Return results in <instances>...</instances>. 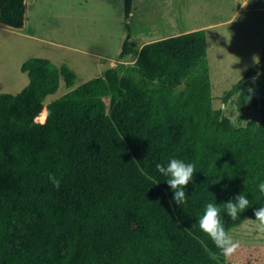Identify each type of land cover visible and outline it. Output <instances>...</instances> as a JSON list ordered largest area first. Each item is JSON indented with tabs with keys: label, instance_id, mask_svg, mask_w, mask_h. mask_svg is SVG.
Masks as SVG:
<instances>
[{
	"label": "trees",
	"instance_id": "1",
	"mask_svg": "<svg viewBox=\"0 0 264 264\" xmlns=\"http://www.w3.org/2000/svg\"><path fill=\"white\" fill-rule=\"evenodd\" d=\"M124 1L130 20L134 0ZM27 13V0H0L7 28L24 29ZM127 29L121 59L132 49ZM207 48L204 30L152 41L136 60L140 80L109 69L44 111L62 77L72 87L75 74L39 59L23 65L26 90L0 93V264L225 263L197 220L208 203L219 206L241 192L250 203L239 219L221 206L227 232L264 206L257 187L264 182V108L260 122L236 125L214 109L208 75L175 94ZM254 75L251 68L225 102L241 92L239 108H251L241 89ZM171 158L195 165L180 206L155 167Z\"/></svg>",
	"mask_w": 264,
	"mask_h": 264
},
{
	"label": "rangeland",
	"instance_id": "2",
	"mask_svg": "<svg viewBox=\"0 0 264 264\" xmlns=\"http://www.w3.org/2000/svg\"><path fill=\"white\" fill-rule=\"evenodd\" d=\"M27 1L24 29L13 30L0 23V93L19 96L26 90L30 77L22 67L31 59L57 67L68 65L75 74L72 87L62 77L59 90L43 103V111L75 88L104 77L109 69L122 77L140 80L136 67L139 52L146 44L162 38V30H172L167 27V18L173 14L177 30L208 29L209 48L204 59L209 61L201 63L174 90L175 94L181 95L193 78L208 75L215 110H221L238 126L263 119L264 0H134L130 20L125 17L124 0ZM128 24L132 49L121 59ZM254 56L258 57L256 62ZM251 68L256 69V75L250 78L252 84L245 83L241 91L248 93L252 106L241 110V92L228 102L224 96ZM105 101L110 113L112 96L105 97ZM39 117L37 121L41 122ZM250 220L228 231L241 246L225 258L224 264H264V232L258 230V222Z\"/></svg>",
	"mask_w": 264,
	"mask_h": 264
},
{
	"label": "clouds",
	"instance_id": "3",
	"mask_svg": "<svg viewBox=\"0 0 264 264\" xmlns=\"http://www.w3.org/2000/svg\"><path fill=\"white\" fill-rule=\"evenodd\" d=\"M253 60L256 62L258 57L254 56ZM251 91V89H249ZM156 170L164 177H167L166 182L169 188L173 191V203L182 205L187 203L188 195L185 188L193 179L195 173V165L193 163H186L183 160L171 158L167 165L157 163ZM49 182L59 189L61 186L60 180L54 174H50ZM258 191L264 194V182L258 184ZM249 199L241 192L233 199L220 204L219 206L214 203H208L205 209L197 220L199 229L205 233L213 242V244L220 250L224 257H231L240 248V242L233 240V238L226 231L223 221L221 219V206L226 212L227 216L236 221L239 219L240 214L249 208ZM255 220L258 222V230L264 232V206L254 210Z\"/></svg>",
	"mask_w": 264,
	"mask_h": 264
},
{
	"label": "crops",
	"instance_id": "4",
	"mask_svg": "<svg viewBox=\"0 0 264 264\" xmlns=\"http://www.w3.org/2000/svg\"><path fill=\"white\" fill-rule=\"evenodd\" d=\"M175 2H177L176 0H174V3ZM27 3H28V1H27ZM27 6H28V4H27ZM175 19H177L176 17H175V15H173L172 14V16L170 15L169 16V18H167V27L168 26H170L171 28H172V30L171 29H169V30H166V31H163L162 30V32H161V35L163 36L162 38H159L158 40H162V39H166V38H169V37H173L174 35H181V34H184V33H190V32H197V31H201V30H194V31H191L190 29H186V30H177V28H178V26H176V25H174L175 24ZM174 26H175V28H174ZM154 30V29H153ZM205 32H206V35H207V31H208V29H206V30H204ZM164 32H166V33H164ZM153 35H155V33H153ZM157 41V40H156ZM207 43H208V38H207ZM208 49L209 48H207V55L206 56H208ZM205 59V58H204ZM205 61H209V60H204L203 62H205ZM202 62V63H203ZM201 65V64H200ZM199 65V66H200ZM250 70V69H249ZM248 70V71H249ZM247 71V72H248ZM247 72H246V74H247ZM245 74V75H246ZM244 75V76H245ZM211 83H212V81H211Z\"/></svg>",
	"mask_w": 264,
	"mask_h": 264
}]
</instances>
